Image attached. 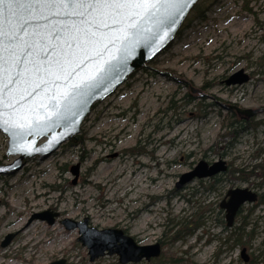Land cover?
<instances>
[{
	"label": "rangeland",
	"instance_id": "obj_1",
	"mask_svg": "<svg viewBox=\"0 0 264 264\" xmlns=\"http://www.w3.org/2000/svg\"><path fill=\"white\" fill-rule=\"evenodd\" d=\"M244 3L221 0L204 18L185 21L165 51L92 108L79 145L63 143L47 158H30L17 172L0 175V242L16 232L0 246V264H116V255L90 262L76 241L77 229L59 222L85 216L97 228L126 230L141 245L163 240L161 252L174 254L179 264L264 263V205L246 218L245 233L252 227L254 233L241 237L248 240L244 246L226 239L219 207L227 189H255L251 182L259 180L234 182L231 169L264 164V0H247L250 12ZM239 69L248 80L236 88L226 85ZM241 112L252 113L257 125L232 136L241 127L227 123ZM6 148L0 132V164L14 158ZM201 159H223L230 171L176 189L179 176ZM75 164L79 175L73 184ZM251 205L240 212L247 214ZM47 209L59 213L54 224L28 222ZM169 219L201 225L184 240L169 242L163 235ZM151 261L134 264H156Z\"/></svg>",
	"mask_w": 264,
	"mask_h": 264
},
{
	"label": "snow or ice",
	"instance_id": "obj_2",
	"mask_svg": "<svg viewBox=\"0 0 264 264\" xmlns=\"http://www.w3.org/2000/svg\"><path fill=\"white\" fill-rule=\"evenodd\" d=\"M191 2L0 0V127L15 143L25 129L46 122L50 110L59 115L136 54L145 26L163 31ZM128 252L136 259L134 247Z\"/></svg>",
	"mask_w": 264,
	"mask_h": 264
},
{
	"label": "water",
	"instance_id": "obj_3",
	"mask_svg": "<svg viewBox=\"0 0 264 264\" xmlns=\"http://www.w3.org/2000/svg\"><path fill=\"white\" fill-rule=\"evenodd\" d=\"M197 1L192 0L191 3L184 4L181 15L175 17V23L171 26L167 24L163 25V31H160V29L152 25L145 26L143 34L140 37L142 44L137 47L136 54L129 57L125 65L114 64L105 78L96 81L92 88L85 91L82 96L77 97L74 103L60 108L59 115L53 118V110H50L49 118L46 122H41L35 129H25L22 137H15V143H13L14 138L11 132L6 133L3 127H0V132L7 137L5 154L14 157L11 162L0 164V175L17 172L30 158L36 156L47 158L60 145L75 137L79 133L81 125L90 114L95 103L101 102L113 94L129 79L131 74L143 68L170 46L176 39L177 33L182 28L184 21ZM247 80L248 75L243 73V69H239L231 74L225 80V83L227 85H240ZM246 113L249 115L252 114L250 112ZM24 146H27L29 149L34 148L35 150L23 152L17 150ZM226 169V162L222 159H218L210 164L201 159L191 170L179 176L175 183V188L180 189L195 178L203 179L212 177L220 172H225ZM70 172L74 176L72 179V183L74 184L79 175V165L75 164L71 166ZM226 193L228 194H225V198L220 202L219 207L225 211L226 225L231 226L238 209L247 202L256 201L257 193L247 187L231 188ZM58 216L59 213L57 211L47 209L33 213L28 222L39 219L52 225ZM59 222L66 230L77 229L78 236L76 241L86 248L90 262L105 255H116L119 264L138 263L141 260L150 261L152 258H157L161 254V245L158 241L141 245L132 235L123 229L117 227L97 228L89 224V219L86 216L81 220L62 218ZM15 234L16 232L7 233L0 242V246L6 247ZM132 247L135 248L134 255L136 259L129 257L128 250ZM243 253L244 250H242L241 256L245 260L246 257ZM50 264L66 263L64 259H59Z\"/></svg>",
	"mask_w": 264,
	"mask_h": 264
},
{
	"label": "trees",
	"instance_id": "obj_4",
	"mask_svg": "<svg viewBox=\"0 0 264 264\" xmlns=\"http://www.w3.org/2000/svg\"><path fill=\"white\" fill-rule=\"evenodd\" d=\"M218 1H221V0H198L196 2V4L194 5V7L192 8L188 17L186 18V21H188L189 18L190 19H198V20L204 18V13L206 12V10L210 8L211 4L217 3ZM242 7H243V9H245L249 12L251 11L250 8L248 7L247 0H245V3ZM179 34H180V32H179ZM230 117L232 118V116H230ZM227 124H228V127L230 129L234 127V124L240 125V127H241L240 129H236L233 132L229 133L230 135L233 133L232 136H235L247 127H255L257 125V122H252V119L250 118V116H246V119H241V117L237 118V117L233 116V119L230 122H228ZM77 138H78V135H76V137L72 138L70 140V144L71 145H79L80 141L77 140ZM260 166L264 167V165L259 163L257 165L252 166L251 170H248V171L244 170L243 168L231 169L230 174H231L232 178H230V180H233L234 182L236 180H238L240 182L246 183V182H250V180L252 178L256 179L257 177H262V182H264V168H260ZM256 168L259 169V172H255ZM235 173H237L238 176H235ZM256 183L257 182H251L252 187L255 186L257 189H260L257 187ZM256 204L257 205H264V193L259 195L258 202H256L255 204H253L247 208V210H248L247 214H242V212H240V211H242V209L239 211V213H241V214L240 215L237 214L238 216L236 215V218H235V220L237 222H238V220H240L239 224H234L231 228H227L225 226V223L222 222L223 231H225L228 234L226 239L229 240L232 238L233 242L236 244H239L241 246L247 245L248 240L242 241L241 237L245 234L252 236V234L254 233L253 227L249 231H247L246 233L244 230L246 227H248V222H247L246 218L252 212V210L256 207ZM192 223L193 224H191L190 221L184 220V219H182L179 223L177 221L169 219L168 223L166 224L167 228L164 230L163 235H164V237H167V241H169V242H174L177 240H184L186 237L193 235L195 230L198 229L201 225V223L198 221L197 222L192 221ZM173 230H175L174 233H172ZM234 236H235V239L233 238ZM159 242L161 245H164V243H165L163 240H159ZM215 255H217V252ZM180 261H181V259L175 257L174 254H172V253H166V252L162 253L161 252V255L157 258H153L150 263L156 262V264H179L178 262H180ZM254 261H255L254 259H250V263L253 264ZM116 264H118V262H116Z\"/></svg>",
	"mask_w": 264,
	"mask_h": 264
},
{
	"label": "flooded vegetation",
	"instance_id": "obj_5",
	"mask_svg": "<svg viewBox=\"0 0 264 264\" xmlns=\"http://www.w3.org/2000/svg\"><path fill=\"white\" fill-rule=\"evenodd\" d=\"M241 85V84H240ZM239 85H236V84H234L233 85V87H238ZM240 114V113H239ZM246 115L247 114H245V112H241V114H240V116L239 117H241V119H246ZM260 164H262V165H264L263 163H260ZM226 165H227V170L229 169V164H227L226 163ZM260 168H264L263 166H260ZM228 171H230V169L228 170ZM255 172H259V169L258 168H256V170H255ZM257 179H259L258 181H257V187L258 188H260V189H257L256 187H255V191L257 192V194H258V197H259V195H261V194H263L264 193V182H262V177H257ZM236 182H240V181H238V180H236ZM234 187H236V186H234ZM232 188V187H231ZM230 189V188H229ZM229 189H227V190H229ZM227 192V191H226ZM225 192V193H226ZM224 198H225V194H224ZM223 198V199H224ZM222 199V200H223ZM257 202H258V199H257ZM258 204V203H257ZM256 204V205H257ZM244 205H242L239 209H238V211H237V213H236V215L239 213V211L241 210V208L243 207ZM223 212L225 213V211L223 210ZM236 215H235V217H236ZM234 220H235V218H234ZM233 225H231L230 227H227V228H231Z\"/></svg>",
	"mask_w": 264,
	"mask_h": 264
}]
</instances>
